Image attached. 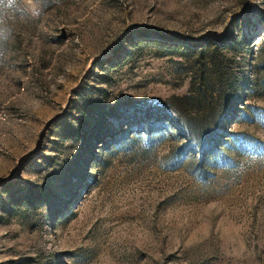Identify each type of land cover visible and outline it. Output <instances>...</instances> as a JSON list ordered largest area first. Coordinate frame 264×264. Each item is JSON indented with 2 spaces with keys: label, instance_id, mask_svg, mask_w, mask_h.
<instances>
[{
  "label": "rangeland",
  "instance_id": "1",
  "mask_svg": "<svg viewBox=\"0 0 264 264\" xmlns=\"http://www.w3.org/2000/svg\"><path fill=\"white\" fill-rule=\"evenodd\" d=\"M19 3L0 264H264V0Z\"/></svg>",
  "mask_w": 264,
  "mask_h": 264
},
{
  "label": "clouds",
  "instance_id": "2",
  "mask_svg": "<svg viewBox=\"0 0 264 264\" xmlns=\"http://www.w3.org/2000/svg\"><path fill=\"white\" fill-rule=\"evenodd\" d=\"M59 4V0H54ZM27 11L33 16L38 17L41 13V7L37 0H25ZM20 11L19 0H0V22H3L4 17L13 16Z\"/></svg>",
  "mask_w": 264,
  "mask_h": 264
},
{
  "label": "trees",
  "instance_id": "3",
  "mask_svg": "<svg viewBox=\"0 0 264 264\" xmlns=\"http://www.w3.org/2000/svg\"><path fill=\"white\" fill-rule=\"evenodd\" d=\"M215 60H212V65L215 66ZM220 75V74H219ZM219 75H217V79L215 78V84L218 86L220 85V90H223L225 89L229 84H230V80H229V77H225V75L222 74V76L224 77H221L222 79L219 78Z\"/></svg>",
  "mask_w": 264,
  "mask_h": 264
}]
</instances>
